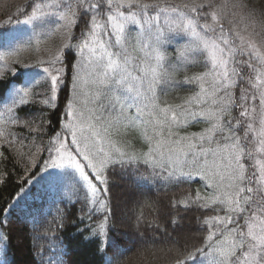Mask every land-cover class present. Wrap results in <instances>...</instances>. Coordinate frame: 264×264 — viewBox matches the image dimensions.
I'll use <instances>...</instances> for the list:
<instances>
[{
	"label": "snow or ice",
	"instance_id": "6c2138e0",
	"mask_svg": "<svg viewBox=\"0 0 264 264\" xmlns=\"http://www.w3.org/2000/svg\"><path fill=\"white\" fill-rule=\"evenodd\" d=\"M24 14L27 19L20 23L39 22L44 29L38 36L63 39L45 61L47 88L38 95L46 98L32 102L55 109L69 76L74 98L66 100L64 116L72 120L62 132H70L71 140L57 133L45 150L53 169L86 189L85 200L94 206L89 219L104 213L95 232L107 236L109 169L140 161L154 180L193 174L205 179L207 195L197 191L195 197L170 202L168 212L161 213L173 228L172 242L183 248L167 249L175 253L173 264H264V28L243 34L242 21L219 0H30ZM64 50L75 53L78 62L66 60ZM37 83L29 79L15 91L5 124L29 127L15 109L29 103V89ZM78 89L84 92L80 100ZM181 89L188 94L180 103L162 99ZM77 103L86 106L87 114L77 112ZM133 108L136 114L130 116ZM201 123L206 127L199 134L179 135V129ZM85 127L92 138H78ZM132 127H143L147 153L138 155L129 151L130 143L112 141L114 132ZM181 204L185 211L193 205L203 210L198 225L172 218ZM141 223L142 213L138 229ZM86 231L94 229L86 225ZM197 239L199 245L189 247ZM107 264H114L113 258Z\"/></svg>",
	"mask_w": 264,
	"mask_h": 264
},
{
	"label": "trees",
	"instance_id": "16d2710c",
	"mask_svg": "<svg viewBox=\"0 0 264 264\" xmlns=\"http://www.w3.org/2000/svg\"><path fill=\"white\" fill-rule=\"evenodd\" d=\"M171 2L182 4L190 0ZM219 2L226 3L228 11L235 13V19L242 21L238 29L243 31L246 28L243 34L253 30L260 32L264 28V0ZM29 3L30 0H0V131L4 132V136H0V221L3 222L0 223V264H107L110 257L114 264H173L175 253H168L167 249L180 248L183 251V248L172 242L173 228L168 226L161 213L168 212L170 202L186 200L190 195L195 197L197 191L207 195L205 179L193 174L191 178L178 177L166 182L150 177V170L140 161L114 165L108 171L107 195L112 211L105 228L107 236L96 233V225L102 222L104 213L97 211L89 219L94 206L90 204V198L85 200L86 189L62 177L60 169H53L45 150L50 138L57 133L71 140L70 132H62V129L72 120L64 116L65 102L74 97L71 80L65 76L55 109L32 102L46 98L38 95L47 88L43 69L49 65L45 61L62 47L63 39L61 35L38 36L44 30L38 26L39 22L37 25L20 23L27 19L24 13ZM64 51L66 60L78 62L75 53ZM69 71L71 73V68ZM29 79L39 83L29 89V103L15 109V115L24 118L29 127L5 124L6 108L11 105L15 91L25 88ZM178 79H183L182 73L178 74ZM84 92H87L86 88ZM84 92L78 89L75 98L82 99ZM187 94L183 89L173 90L162 99L176 104ZM76 109L87 114L86 106L81 103H77ZM135 114V109H131L129 115ZM96 127L103 136L100 125ZM205 127L203 123L193 124L178 131L180 136H195ZM149 134H152L150 130ZM82 135L92 138L86 127L83 133L77 132L78 138ZM4 137L13 140L14 144L7 143ZM111 139L117 146L130 143L132 148L129 151L138 155L149 149L143 127L114 132ZM185 171L192 169L186 168ZM122 193H128L126 196L130 199L125 198L130 205L124 213L118 208ZM146 205H151V210ZM179 207L181 211L174 212L173 219L194 227L203 219V210L195 205L186 211L182 204ZM141 213L145 221L139 228L142 238L138 236L139 229L134 228ZM130 219L134 225L126 223ZM147 221L159 227L154 229ZM86 225L94 231H86ZM153 231L169 235L162 236ZM192 235L199 237L201 234L194 232ZM192 243L199 245V239L190 241L189 247Z\"/></svg>",
	"mask_w": 264,
	"mask_h": 264
},
{
	"label": "rangeland",
	"instance_id": "374dc122",
	"mask_svg": "<svg viewBox=\"0 0 264 264\" xmlns=\"http://www.w3.org/2000/svg\"><path fill=\"white\" fill-rule=\"evenodd\" d=\"M125 191V190H124ZM126 195H128V193H122L121 194V197L119 198V200H118V208H119V210L121 209L123 212L122 213H124L125 211L124 210H126L127 208H128V205H130V203L129 202H127L126 200H125V198H127L128 200H130L129 199V196L127 197ZM132 223L133 224V220L132 219H130V220H128V221H126V223ZM134 225V224H133ZM135 229H138L136 226L134 227ZM140 228V227H139ZM139 233H140V229H139V231H138ZM154 233H159V234H161L162 236H164V232H158V231H153ZM126 238H129L128 236H126ZM143 243H144V245L146 244L145 243V241L143 240L142 241Z\"/></svg>",
	"mask_w": 264,
	"mask_h": 264
}]
</instances>
